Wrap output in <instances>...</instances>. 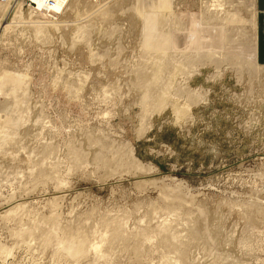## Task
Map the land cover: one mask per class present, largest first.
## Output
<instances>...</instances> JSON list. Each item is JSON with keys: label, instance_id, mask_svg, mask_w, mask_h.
Returning <instances> with one entry per match:
<instances>
[{"label": "rangeland", "instance_id": "1", "mask_svg": "<svg viewBox=\"0 0 264 264\" xmlns=\"http://www.w3.org/2000/svg\"><path fill=\"white\" fill-rule=\"evenodd\" d=\"M71 1L0 7V264H264L256 0Z\"/></svg>", "mask_w": 264, "mask_h": 264}, {"label": "bare ground", "instance_id": "2", "mask_svg": "<svg viewBox=\"0 0 264 264\" xmlns=\"http://www.w3.org/2000/svg\"><path fill=\"white\" fill-rule=\"evenodd\" d=\"M21 1H22V0L17 1V2H15V3H13V0H6V1H4V2L0 1V7H12V10L15 9L16 7H19L18 9L13 10V11H12V14H14V13H16V12H19V13H20L19 10H20V7H21ZM32 1L36 2L35 5H36V7H38V8L44 7V8H46V9L55 10V11L61 10L62 5H63L64 3H68V0H52L53 3L47 5L46 0H32ZM65 1H66V2H65ZM70 1H71V0H70ZM96 2H97V1H96ZM100 2H101V1H100ZM69 3H70V2H69ZM71 3H72V1H71ZM71 3H70V4H71ZM98 3H99V2H98ZM70 4H69V5H70ZM22 5H23V3H22ZM29 7H35V6H29ZM63 7H64V6H63ZM70 7H71V6H70ZM66 8H67V7H66ZM103 11H106V9L101 10V12H100V17H101L102 19H106V18H108L109 13H107V12H103ZM55 13H56V12H55ZM227 13H228V12H227ZM15 15H16V16H15ZM15 15H14V17H19V18H20V15H18V14H15ZM228 15H229V14H228ZM233 15H234V14H233ZM231 16H232V15H231ZM233 17H234V16H233ZM236 17H237V16H236ZM224 19H225V18H224ZM224 19H223V20H224ZM262 19H263V18H262ZM232 20H233V19H232ZM237 20H238V19H237ZM255 20H256V19H255ZM233 21H234V20H233ZM227 23H228V22H227ZM255 23H256V22H255ZM37 25H38V24H37ZM235 25H236V24H235ZM249 25H250V24H249ZM251 25H252V23H251ZM39 26H40V27H39V29H40L39 32H44V31H45V30H44V29H45V26L42 25V24H39ZM231 26H232V25H231ZM234 27H235V26H234ZM177 31H178V30H177ZM180 31H181V30H180ZM183 31H184V30H183ZM221 31H222V30H221ZM221 31H220V32H221ZM236 31H237V30H236ZM245 31H246V30H245ZM241 32H242V31H241ZM235 33H236V32H235ZM237 33H238V32H237ZM178 34H179V33H178ZM180 34H181L180 36H182V33H180ZM184 34H185V32H184ZM184 34H183V35H184ZM225 34H226V33H225ZM239 34H240V33H239ZM241 35H243V34H241ZM246 35H247V34H246ZM219 36H220V34H219ZM235 36H236V35H235ZM247 36H248V35H247ZM177 37H178V35H177ZM226 37H227V36H226ZM253 37H254V36H253ZM182 38H183V37H181V39H182ZM209 38H211V36H210ZM213 38L215 39L216 37H213ZM213 38H212V39H213ZM232 38H233V37H232ZM240 38H241V37H240ZM178 39H179V38H178ZM212 39H210L211 42H212ZM214 39H213L212 45H211V43H209L210 40L208 39V40H209V41H208V44L211 45L212 47L215 46L213 43H216V40H217V39H215V40H214ZM227 39H228V38H227ZM243 39H244V36H243ZM243 39H242V41H243ZM218 40H219V39H218ZM244 40H245V39H244ZM214 41H215V42H214ZM242 41H240V44L242 43ZM253 43H254V42H253ZM221 44H222V43H221ZM255 44H256V43H255ZM213 45H214V46H213ZM241 45H242V44H241ZM243 45H244V44H243ZM226 47H227V46H226ZM208 48H210V47H208ZM214 48H215V47H214ZM216 48H217V47H216ZM221 48H222V47H221ZM227 48H228V47H227ZM231 48H232V47H231ZM239 48H240V47H239ZM211 49H213V48H211ZM211 49H210V50H211ZM228 49H230V48H228ZM233 49H234V48H233ZM236 49H237V48H236ZM242 49H243V48H242ZM242 49H241V50H242ZM254 49H256V48H254ZM216 50L218 51V49H216ZM212 51H214V50H212ZM238 51H239V50H238ZM246 51H247V50H246ZM214 52H216V51H214ZM219 52H220V51H219ZM230 52H232V51L229 50L228 53L230 54ZM241 52H242V51H241ZM241 52H239V53H241ZM254 52H256V51L254 50ZM228 53H227V54H228ZM234 53H235V52H234ZM236 53H238V52L236 51ZM236 53H235V54H236ZM252 53H253V52H252ZM235 54H232V55H235ZM255 54H256V53H255ZM255 54H254V55H255ZM225 55H226V53H225ZM242 55H243V54H242ZM242 55H241V56H242ZM257 55H258V51H257ZM239 56H240V55H239ZM236 57H237V56H236ZM257 57H258V56H257ZM263 57H264V56H263ZM241 58H242V57H241ZM232 59H233V58H232ZM242 59H243V58H242ZM256 59H257V58H256ZM245 60H246V59H245ZM237 61H238V60H237ZM239 61H240V60H239ZM248 61H249V60H248ZM250 61H251V60H250ZM252 61H253V60H252ZM252 61H251V62H252ZM251 62H250V63H251ZM256 62H257V61H256ZM256 62H255V63H256ZM259 65H260V63H259ZM244 66H245V65H244ZM253 66H254V65H253ZM257 66H258V64H257ZM263 66H264V65H263ZM263 66H262V67H263ZM247 69H248V67H247ZM22 89H23V88H22ZM22 89H21L20 91H22ZM143 96H144V95H143ZM147 98H148V97H147ZM2 100H3V99H2ZM2 100H1V101H2ZM144 100H145V99H144ZM146 100H147V99H146ZM148 100H149V99H148ZM150 100H151V99H150ZM161 100H162V99H161ZM14 102H15V101H14ZM15 103H16L18 106L15 105L14 107H12V108L7 112V115H5V116H6V120H7L8 117H10V118H8V119L11 120V118H12V116H13V117L15 118V119L12 118L13 120H17L18 122H20V121L22 122V121H24V120H22L23 117H24V114H26L27 112H26V110H25V111L23 110V111H24V114H22L23 111L21 112V107L23 106V104H21L19 101H16ZM144 103H145V102H144ZM150 103H151V102H150ZM146 104H148V103H146ZM156 105H157V104H156ZM156 105H155V106H156ZM158 105H159V104H158ZM153 106H154V105H153ZM1 107H2V106H0V109H1ZM17 107H18V110L20 109V112H21V114H19V116H18V114L15 116V115H14V112H13V111H15V109H17ZM22 109H23V108H22ZM25 109H26V108H25ZM4 110H5V109H4ZM7 110H8V109H7ZM7 110H5V111H7ZM5 111H4V112H5ZM16 111H17V110H16ZM16 111H15V112H16ZM17 112H19V111H17ZM15 114H16V113H15ZM3 116H4V115H3ZM17 116H18V117L21 116V118H17ZM22 116H23V117H22ZM2 119H3V118H2ZM3 120H4V122H5V119H3ZM13 120H11V121H13ZM11 121H10V122H11ZM10 122L8 121V122H6V123H10ZM11 124L14 125V124H15V121H14L13 123H11ZM11 124H6V125H11ZM16 124H17V123H16ZM18 124H19V123H18ZM2 126H3V125H2ZM9 127H11V126H9ZM5 134H6V133H5ZM5 136H6V135H5ZM5 136H4V138H5ZM4 138H3V139H4ZM4 140H6V139H4ZM7 140H9V139H7ZM11 140H12V139H11ZM2 141H3V140H2ZM7 142H8V141H7ZM10 142H11V141H10ZM44 148H45V147H44ZM49 148H51V147H49ZM69 151H70V150H69ZM72 151H73V150H72ZM72 151H70V152H72ZM49 153H51V150H50ZM49 153H48V154L46 153V154L49 156ZM74 153H75V151H73V154H74ZM44 154H45V153H44ZM44 154H43V155H44ZM76 154H77V151H76L75 155H76ZM99 155H100V154H99ZM118 155H119V154H118ZM45 156H46V155H45ZM71 156H74V155H71ZM83 156H84V154H83ZM46 157H47V156H46ZM75 157L77 158V156H75ZM75 157H74V158L71 157V158L75 159L74 161L77 162V161H76L77 159H76ZM102 157H103V156H102ZM113 157H114V156H113ZM113 157H111L110 160H113L114 158H117L116 156H115L114 158H113ZM82 158H83V157H82ZM99 158L101 159V157H99ZM121 158H122V157H121ZM73 159H72V160H73ZM80 159H81V157H80ZM100 159H97V160H99V161H97V163H98V162H104V161L109 160V158L106 159V160H105V158H103L104 161H100ZM103 159H102V160H103ZM119 159H120V157H119ZM116 160H117V159H115V162H116ZM74 161H72L73 164L75 163ZM83 161H84V159H83ZM85 161H86V160H85ZM95 161H96V160H95ZM122 161H123V160H122ZM72 162H71V163H72ZM108 162L112 163L111 161H108ZM113 162H114V161H113ZM117 162H120V161L118 160ZM134 162H135V163H134ZM110 163H109V164H110ZM120 163H121V162H120ZM120 163H119V165H120ZM122 163H124V161H123ZM133 163H134V164H138V165H140V163L137 162V160H133ZM53 164H55V163H53ZM73 164H72V166H73ZM105 164H108V163L106 162ZM49 165H50V164H49ZM75 165H79V164H75ZM75 165H74V166H75ZM116 165H118V163H117ZM116 165H115V166H116ZM138 165H136V167H137ZM56 166H57V165H56ZM56 166H55V167H56ZM72 166H70V167L72 168ZM74 166H73V167H74ZM96 166H97V165H96ZM102 166H103V164H102ZM102 166H101V167H102ZM122 166H123V165H122ZM52 167H54V166L52 165ZM76 167H78V166H75L74 168H76ZM80 167H81V166H80ZM80 167H79V168H80ZM98 167H99V166H98ZM104 167H105V166H104ZM116 167H117V166H116ZM118 167H120V166H118ZM138 167H141V166H138ZM138 167H137V168H138ZM74 168H72V169H74ZM109 168L111 169V167H109ZM30 169H31V168H30ZM114 169H116V168H114ZM114 169H112V170H114ZM46 176H47V175H46ZM44 177H45V176H44ZM44 177H43V179H44ZM40 178H41V177H40ZM61 183H62V181H61ZM26 186H27V185H26ZM168 196H169V195H168ZM168 196L165 195L164 197H166V198L168 199ZM164 197H163V198H164ZM166 198H165V199H166ZM165 199H164V201H165ZM170 199H173V197L170 198ZM173 200L175 201V199H173ZM176 200H178V199H176ZM169 201H170V200H169ZM169 201L167 200V201H165L164 203H167V202H169ZM178 201H179V200H178ZM51 203H53V202H51ZM164 203H163V204H164ZM170 203H172V200L170 201ZM170 203H168V205H170ZM180 203H181V202H180ZM180 203H179V202H178V203L175 202V203H173V205H174V204H180ZM53 205H54V204H53ZM173 205H172V206H173ZM18 206H19V204H18ZM20 206H21V205H20ZM20 206H19V207H20ZM23 206H24V205H23ZM156 206H157V205H156ZM165 206H167V204H166ZM165 206H164V208H168V207H165ZM176 206H177V205H176ZM180 206H181V205H180ZM154 207H155V205L153 206V208H154ZM158 207H159V206H157V208H158ZM173 207H174V206H173ZM178 207H179V206H178ZM14 208H15V207H14ZM17 208H18V207H17ZM17 208H16V210H17ZM22 208H23V207H22ZM157 208H156V209H157ZM162 208H163V207H162ZM20 209H21V208H19V210H20ZM169 209H170V208H169ZM171 209H172V207H171ZM173 209H177V208H173ZM178 209H180V208H178ZM16 210H15V211H16ZM9 211H12V210L10 209ZM15 211L13 210V212H15ZM21 211H22V210H21ZM5 212H7V211H5ZM9 213H10V212H9ZM7 214H8V213H7ZM7 214H6V218H7V216L9 215V216H11V217H9V219H10V218H12V216H14V214H16V213H13V215H12L11 213H10L11 215H10V214L7 215ZM2 215L5 216V213L2 214ZM49 216H50V215H49ZM49 216H48V217H49ZM55 217H56V216H54V218H55ZM3 219H5V217H3ZM7 219H8V218H7ZM32 219H33V218H32ZM46 219H47V217H46ZM46 219H45V220H46ZM39 220H40V219H39ZM39 220H38V221H39ZM47 220L49 221L50 219H47ZM47 220H46V221H47ZM104 220H105V219H104ZM104 220L102 219L103 222H104ZM17 221H18V220H17ZM36 221H37V220H36ZM36 221H34L33 223H35ZM50 221H51V220H50ZM52 221H54V220L52 219ZM102 221H101V222H102ZM15 222H16V221H15ZM18 222H19V221H18ZM42 222H43V221H42ZM103 222H102V224L107 223V221L104 222V223H103ZM19 223H20V222H19ZM30 223H32V222H30ZM30 223H29V225L31 226ZM43 223H44V222H43ZM36 224H37V228H38V230H39V225H38V223H35V225H36ZM41 224H42V223H41ZM52 224H53V222H52ZM20 225H21V227H20L19 229L22 228L23 223H20L19 226H20ZM35 225H33V227H35L34 229L37 230ZM53 225H54V224H53ZM107 225H108V223L105 224V226H107ZM112 225L114 226V223H113ZM112 225L109 223L110 228H111ZM115 225H117V224H115ZM26 226H28V225H26ZM26 226H24V227H26ZM30 226H29V227H30ZM41 226H43V225H41ZM54 226H55V225H54ZM105 226H104V227H105ZM109 226H108V228H109ZM33 227H32V228H33ZM50 227H51V225H50ZM117 227H118V226H117ZM30 228H31V227H30ZM106 228H107V227H106ZM113 228H114V227H113ZM118 228H119V232H120V227H118ZM163 228H165V226H163ZM40 229H41V228H40ZM65 229H66V228H65ZM166 229H167V227H166ZM21 230H22V229H21ZM25 230H26V231H25V234L29 233V232H27V231H28V228H26ZM31 230H32V229H31ZM31 230H30V231H31ZM35 230H34V231H35ZM42 230H43V229H42ZM50 230H51V228L48 229L49 232H50ZM66 230H67V229H66ZM104 230H106V229H104ZM107 230H108V229H107ZM107 230H106V231H107ZM109 230H110V229H109ZM109 230H108V231H109ZM113 230H114V231H112V229H111V231H112L113 233L115 232L114 234H113V233H110V232L107 231L109 236H111L112 234H113V235H118V234H119V232H117V233H118V234H117L116 231H115V230H118V229H113ZM160 230H161V229H160ZM164 230H165V229H164ZM19 231H20V230H19ZM22 231L24 232V230H22ZM34 231H33V233H34ZM51 231H53V233L50 232V235H48L49 233L47 234L48 236L45 235V234L43 235V236H45V239H43L42 242L44 241L45 244H46V243H50L51 240H54V238H56V235H55V236L52 235V234L55 233V232H54V229L51 230ZM121 231H122V230H121ZM23 232H22V233H23ZM38 232H39V231H38ZM104 232H105V231H104ZM107 232H106V233H107ZM122 232H123V231H122ZM122 232H120L121 236H122V234L124 233V232H123V233H122ZM157 232L160 233L159 231H157ZM161 232H162V231H161ZM15 233H16V232H15ZM41 233H42V232H41ZM51 233H52V234H51ZM82 233H83V232H82ZM101 233H102V236L105 235V239H107V238L109 237L108 235H107V237H106V233H103V232H101ZM25 234H24L23 236H25ZM29 234H30V233H29ZM36 234H37V233H35V235H36ZM110 234H111V235H110ZM137 234H138V233H137ZM141 234H142V233H140V238L136 237V238H138V241H139V239H142L141 237L144 236V235L141 236ZM161 234H162V233H160V235H161ZM35 235H34V234H33V235L31 234V236H35ZM58 235H59V234H58ZM84 235H87V234H84V233H83V235H81V238H82V236H84ZM125 235H126V234H125ZM145 235H146V234H145ZM167 235H168V234H167ZM23 236H22V237H23ZM26 236H27V235H26ZM28 236H29V235H28ZM28 236H27V237H28ZM41 236H42V235H41ZM41 236L39 235V237H41ZM43 236H42V237H43ZM46 236H47V237H46ZM78 236H79V235H78ZM119 236H120V235L117 236L118 239H119ZM121 236H120V237H121ZM127 236H130V235H127ZM131 236H133V235H131ZM138 236H139V234H138ZM153 236H154V235H153ZM163 236H164V235H163ZM169 236H170V235H169ZM42 237H41V238H42ZM53 237H54V238H53ZM57 237H58V236H57ZM114 237H115V236H114ZM166 237H167V236H166ZM175 237H176V236H175ZM24 238H25V237H24ZM43 238H44V237H43ZM84 238H85V237H84ZM87 238H88V237H87ZM110 238H112V237H110ZM110 238H109V239H110ZM115 238H116V237H115ZM115 238H114V239H115ZM122 238H123L124 240H125V238H126V240H129V239H127V237H125V236H123ZM132 238H133V237H132ZM132 238H131V240H135V239H136V238H134V239H132ZM153 238H154V237H153ZM161 238H162V235H161ZM164 238H165V237H164ZM164 238H163V239H164ZM169 238H170V237H168V240H169ZM176 238H177V237H176ZM176 238H175V239H176ZM62 239H64V238H60V241H61V242H63ZM103 239H104V238H103ZM109 239H108V240H109ZM114 239L112 238L111 241L109 240L110 243H112V244H113V242H114V243H117V240L114 241ZM116 239H117V238H116ZM120 239H121V238H120ZM123 239L120 240V241H121V242H122V241L124 242ZM170 239L172 240V238H170ZM177 239H178V238H177ZM40 240H41V239H40ZM58 240H59V239H58ZM65 240H66V239H65ZM72 240H73V239H72ZM80 240H81V239H80ZM82 240H83V239H82ZM112 240H113V242H112ZM164 240H165V242H168V240H166V239H164ZM173 240H174V239H173ZM74 241H75V240H73V242H74ZM77 241H78V240H77ZM77 241H76V243H77ZM85 241H86V238H85ZM109 241H108V242H109ZM138 241L136 242L137 244H134L135 241H133V245H135V247H133L134 249H130L131 251L133 250L134 253H135V248H137L136 245H138V244L140 245V243H138ZM162 241H163V240H162ZM162 241L160 240V243H164V242H162ZM123 242H122V244H123ZM130 242H131V241H130ZM140 242H142V240H141ZM68 243H69V242H68ZM82 243H83V241H82ZM82 243H81V244L79 243V245H81L80 247L75 246V243H74V245H73V243H71L70 245H67V251H68V253L71 254V255H73V256H76V257L79 256L80 254L83 256V254L86 253V252H85L86 248L88 249L89 246H87L85 243H83V244H82ZM110 243H109V244H110ZM118 243H120V242L118 241ZM125 243H126V241H125ZM125 243H124V244H125ZM173 243H174V242H173ZM45 244L42 243V246L45 245ZM60 244H62V243H60ZM64 244H65V243H64ZM77 244H78V243H77ZM84 244L86 245V248H85V247H84V248L82 247ZM109 244H108V245H109ZM127 244H128V242H127ZM131 244H132V243H129L128 245L131 246ZM141 244H142V243H141ZM165 244H166V243H165ZM168 244H169V243H168ZM176 244H178V243L175 242V245H176ZM49 245H50V244H49ZM128 245H127V247H128ZM162 245H163V244H162ZM162 245H161V246H162ZM169 245H171V242H170ZM169 245H166V246H169ZM47 246H48V244H47ZM47 246H46V247H47ZM63 246H64V245H63ZM122 246H123V245H122ZM173 246H174V245H173ZM44 247H45V246H44ZM110 247H111V245H110ZM124 247H125V246H124ZM164 247H165V246H164ZM2 248H3V251L6 252L5 250H6L8 247L5 248V246H4V247L2 246ZM4 248H5V250H4ZM63 248H64V247H63ZM130 248H131V247H130ZM138 248H139V247H138ZM168 248H170V247H168ZM8 249H9V248H8ZM89 249H91V247H90ZM165 249H167V248L165 247ZM170 249H171V248H170ZM63 250H64V252H65V248H64ZM92 250H93L94 252H98V251H100V245H97V244L93 245V246H92ZM130 250H129V251H130ZM136 250H137V249H136ZM86 251H87V250H86ZM137 251H140V250H137ZM88 252H91V251H88ZM6 253H7V252H6ZM6 253H5V254H6ZM8 253H9V252H8ZM66 253H67V252H66ZM139 253H140V252H139ZM139 253H137V255H138ZM86 254H87V253H86ZM135 255H136V254H135ZM135 255H134V256H135ZM141 255H142V254H141ZM68 256L70 257V255H68ZM82 256H81V257H82ZM84 256H85V254H84ZM139 256H140V255H138L137 258H138ZM79 257H80V256H79ZM180 257H181V256H180ZM77 258H78V257H77ZM135 258H136V257H135ZM181 260H183V259H181ZM181 260H180V261H181ZM182 263H183V262H182Z\"/></svg>", "mask_w": 264, "mask_h": 264}, {"label": "crops", "instance_id": "3", "mask_svg": "<svg viewBox=\"0 0 264 264\" xmlns=\"http://www.w3.org/2000/svg\"><path fill=\"white\" fill-rule=\"evenodd\" d=\"M256 5L259 8L258 12H264V0H256Z\"/></svg>", "mask_w": 264, "mask_h": 264}, {"label": "built area", "instance_id": "4", "mask_svg": "<svg viewBox=\"0 0 264 264\" xmlns=\"http://www.w3.org/2000/svg\"><path fill=\"white\" fill-rule=\"evenodd\" d=\"M0 1L4 2V1H6V0H0ZM46 2H47V5L53 3L52 0H46ZM27 4H28L29 6H35V7H36L35 3H34L33 1H31V0H27Z\"/></svg>", "mask_w": 264, "mask_h": 264}]
</instances>
